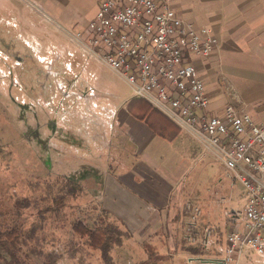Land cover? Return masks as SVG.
Returning a JSON list of instances; mask_svg holds the SVG:
<instances>
[{"label": "crops", "instance_id": "1", "mask_svg": "<svg viewBox=\"0 0 264 264\" xmlns=\"http://www.w3.org/2000/svg\"><path fill=\"white\" fill-rule=\"evenodd\" d=\"M101 2L0 0V23L9 28L18 26L25 43H34L39 50L40 29L46 36L57 34L76 43V48L68 49L67 61L75 77L72 86L84 88L80 96L91 103L86 112L90 115L86 139L91 158L83 162L96 170L89 177L90 193L123 221L132 232L131 238L141 242L149 239L150 244L160 242L168 245L164 252H177V242L180 246L184 243L179 205L192 197L203 206L202 224L217 227L216 246L222 243L223 247L227 233L239 223L230 214L243 207L241 183L227 175L219 150L196 130L176 122L167 109L151 110L144 118L136 109L130 110V102L140 98L118 87L120 79L128 87L126 80L90 56L74 39L76 33L87 39L89 23ZM171 3L177 14L195 28L208 27L219 38V47L210 55L189 57L209 96L206 113L224 116L226 106L233 104L239 113H248L256 122L264 123V0ZM81 68L84 70L78 71ZM89 88L94 89L92 98ZM99 98L110 102L103 103ZM99 102L101 111L96 109ZM78 138L82 140L75 134L74 145L70 146H75ZM93 148H98V155ZM216 164L224 173L207 174V167ZM185 247L191 257L193 249Z\"/></svg>", "mask_w": 264, "mask_h": 264}, {"label": "rangeland", "instance_id": "2", "mask_svg": "<svg viewBox=\"0 0 264 264\" xmlns=\"http://www.w3.org/2000/svg\"><path fill=\"white\" fill-rule=\"evenodd\" d=\"M42 34L40 29L39 50L36 44L25 43L24 34L18 26L9 28L5 23H0V211L5 213L1 218L13 216L10 214L15 210L14 200L17 197L37 198L39 208L49 204L58 206L61 213L48 214L44 227L38 231L39 239L45 236L42 239L43 249L61 254L51 264H206L204 261L189 263L184 243L180 246L177 242V252L174 249L164 252L168 245L160 242L150 244L149 239L141 242L134 238L127 239L122 247L114 249L111 263L104 261L100 251L88 247L81 248L75 257H71L73 235L70 220L77 216L85 217L86 212L92 211L93 203H100L91 196L92 182L90 178L81 180L80 192L66 201L60 198L53 201L44 196L50 191V183L62 180L64 176L80 177L79 172L83 167L77 162L63 161L67 156L78 157L82 164L90 161L86 159L91 158L86 139L89 133L86 130L91 126L90 115L86 112L91 103L82 97L81 89L84 88L72 86L75 77H72L67 61L68 49L76 48V43L57 34H43L42 38ZM83 70L81 68L78 71ZM120 80L122 83L123 80ZM121 83L118 87L123 92L125 89L132 91L129 85L126 87ZM88 92L91 98L94 97V89L89 88ZM101 99L103 103L110 102L105 98H99V101ZM101 102L96 107L100 111ZM75 134L82 137V140L78 138L72 147L70 145L73 144ZM94 150L98 155V148ZM207 169V174L215 176L224 173L217 164ZM61 184L56 183L53 194L58 193ZM37 210V207L29 208L21 218L25 229L42 223ZM144 242L151 247L144 246ZM220 245L207 256L222 257V243ZM155 250L158 251L156 257ZM236 257L233 254V262L230 264H236ZM0 264H4V260H0ZM27 264L46 262L42 256L33 254ZM237 264H264V254L245 250Z\"/></svg>", "mask_w": 264, "mask_h": 264}, {"label": "built area", "instance_id": "3", "mask_svg": "<svg viewBox=\"0 0 264 264\" xmlns=\"http://www.w3.org/2000/svg\"><path fill=\"white\" fill-rule=\"evenodd\" d=\"M73 37L123 77L134 97L167 109L180 125L196 130L219 150L227 175L240 181L244 204L230 214L239 223L227 233L219 259L207 256L219 238L215 225L202 224V204L192 197L180 202L183 241L196 250L188 262L230 264L236 254L237 264L245 250L264 254V123L239 113L233 104L224 116H209L205 84L189 60L216 51L219 38L210 28L197 29L180 17L171 0H102L87 39L81 33Z\"/></svg>", "mask_w": 264, "mask_h": 264}, {"label": "trees", "instance_id": "4", "mask_svg": "<svg viewBox=\"0 0 264 264\" xmlns=\"http://www.w3.org/2000/svg\"><path fill=\"white\" fill-rule=\"evenodd\" d=\"M129 106L130 110L135 111L136 109L140 112V118H144L151 110L157 109L142 98L132 100ZM63 161L67 163L76 161L82 163L78 157L71 158V156H67ZM82 167L83 169L79 172L81 174L79 178L64 176L62 180L50 183L48 185L50 191L44 197L53 199V201L59 198L62 201H66L71 196H77L82 188L81 180L91 177L96 171L87 164H82ZM58 182L61 187L58 189L57 194H53L54 187ZM91 206L92 211L86 212L85 217L77 216L69 222L73 235L70 244V255L75 257L81 248L88 247L100 251L104 261L111 263L114 249L122 247L126 240L132 237V232L128 230L119 217L103 207L101 203H93ZM32 207L38 208L37 213L42 223L33 225L30 229H25L21 218ZM14 208L15 210L10 214L13 216L8 217L9 219L1 218L5 213L0 211V260H4V264H27L28 260H31L32 255L35 254L42 256L46 264H51L57 258H60L61 254H53L43 249L42 239H44V235L40 239L38 238V231L44 227L48 214L59 215L61 213L59 207L49 204L39 208V200L37 198L17 197L14 200ZM14 216L16 219L12 220ZM143 245L148 248L151 247L147 242H144ZM193 252L196 253V250H193Z\"/></svg>", "mask_w": 264, "mask_h": 264}]
</instances>
